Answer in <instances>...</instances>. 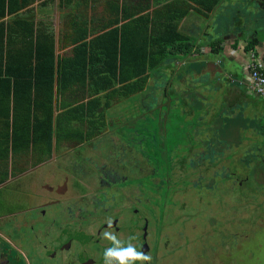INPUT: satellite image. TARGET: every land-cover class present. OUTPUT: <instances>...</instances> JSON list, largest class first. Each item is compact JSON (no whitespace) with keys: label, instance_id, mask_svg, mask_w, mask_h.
Segmentation results:
<instances>
[{"label":"rangeland","instance_id":"obj_1","mask_svg":"<svg viewBox=\"0 0 264 264\" xmlns=\"http://www.w3.org/2000/svg\"><path fill=\"white\" fill-rule=\"evenodd\" d=\"M220 10L222 11L214 15L210 24L196 14L198 16L193 31L196 34L204 31L208 23L210 29L208 28L206 34L214 39L216 34L220 35L216 26L224 22L227 32L232 33L240 23L239 17L235 25L233 20L235 12L239 14L243 12L247 16L245 20L248 23H252L254 19L259 21L256 14L260 12L254 0H228ZM253 15L254 17L250 19ZM189 37L197 42V36L189 35ZM183 57L181 55L179 59ZM198 69L199 72L194 73L191 68L189 69V63L181 66L180 74L186 83H190L185 93L183 86L177 82L170 91L163 93L165 87L163 81L166 84H173V77L169 78L159 70V82L149 84L142 92L121 100L122 102L114 105L110 112H106V116H109L113 124L111 130L123 131L124 128L116 122L132 121L131 129L128 130L126 127L124 132L128 134L127 137L134 135L136 141L131 145V152L127 151L126 156L122 158V163L126 162V166L122 165L124 169L122 175L128 177L125 184L130 178H138L135 172L140 174V169L130 164L134 160L138 162L141 155H147L142 158L148 166L147 176L142 181L147 192L138 186L133 192L148 196L149 205L157 204V209L153 213L150 212L149 205L144 211L148 212L145 213L149 226L152 227L156 237L160 231H163L161 236L166 239L161 251L156 252L155 258L161 253L158 264H220L219 257L223 255L222 245L227 243L231 250L229 258L242 255L243 264H253L252 260L264 257V174L251 177L250 173L254 168L251 165H244L242 157L245 155L250 157L255 152L264 154V133L261 137L244 136V128L249 129V122L253 118L246 112V105H240L239 95H237L238 100L233 101L235 100L233 95L241 91L237 83L232 80L230 82L227 76L220 74H215L213 77L206 71V66ZM189 96L194 98L191 99L192 107L184 108V103L190 100ZM158 104H160L159 108ZM154 105L156 109L152 110ZM161 105L165 107L162 108ZM161 113L164 114L165 119ZM156 114L162 116V122L159 123L157 118H153ZM237 114L239 117L246 116L244 123L240 120L236 125L219 123L222 116L238 118ZM263 114L262 111L260 115ZM255 118L252 128L261 127L264 122L260 121V124ZM134 128L141 132L135 134ZM257 133L260 135L261 131ZM109 137L110 135H106L103 140H109ZM112 141L113 143L104 142L100 154H92L91 161L85 160L83 149L78 150L79 154L76 155L78 161L74 163L76 165L79 162L78 169L84 172L83 179L95 181L97 171L103 162L106 163V167H116L112 152L120 143L115 139ZM198 153L202 156L199 157V164L215 165L211 168L193 167L190 161L195 160L193 156ZM162 163L168 173L158 176V171L163 169ZM256 169L259 168L256 166ZM223 170L226 175H230L228 180L220 177ZM18 174L19 171L10 170L8 175L9 178L15 179L25 175ZM26 176L28 174L21 179H28L29 177ZM4 177V173L0 171L1 186L8 181ZM94 191L97 192L98 189ZM28 196L29 191H27ZM119 202H122V199L118 198L115 203ZM33 220L36 227L29 229L28 224H25L20 217L17 227L22 231L20 233L27 236L43 234L45 222L34 218ZM130 232L131 229L128 233L123 231L124 235L127 234V238L132 237ZM234 234L237 236L232 237L235 236ZM242 243L245 244L243 249L237 245ZM25 244L26 247H31L28 241H25ZM246 245L248 247H245ZM226 263L227 261L221 262V264Z\"/></svg>","mask_w":264,"mask_h":264},{"label":"flooded vegetation","instance_id":"obj_2","mask_svg":"<svg viewBox=\"0 0 264 264\" xmlns=\"http://www.w3.org/2000/svg\"><path fill=\"white\" fill-rule=\"evenodd\" d=\"M154 1L74 0L72 3L63 1L62 4L65 6L63 8L71 9V15L73 13L78 25L87 32L88 36L84 42H88L110 29L121 28L131 19L151 16L155 8L162 4L157 2L156 6L152 4ZM151 6L156 7L148 10ZM246 69L249 72L248 65ZM85 79L86 82L77 85V89L76 87L68 89L65 98L72 103L76 99V106L98 100L96 110L103 112V116H96L94 118L96 122L93 125H90L92 116L88 117L80 113L79 116L70 117L66 127L77 130V135H71L70 138L67 136L53 138L49 156L44 155L41 161H38L40 155L31 153L28 162L23 159L24 162L13 166L19 171L18 175L28 174L26 176L29 177L28 179H21L25 176L22 175L16 179L14 177L7 179L8 181L2 186L0 182V264H104V250L113 245L111 241L103 238V232L109 230L115 233L117 239L126 246L129 238L123 231L128 233L129 229L135 237L132 243L138 251L150 255L152 253V264H158L161 259V253L157 258L155 256L156 252L159 253L165 245L163 243L166 239L161 236L163 231H160L156 237L152 227L149 226L148 212L144 211V208L149 205L148 196L133 192L137 186L147 192V188L144 189L142 185L148 168L142 158L147 155H141L138 162L133 161V156L130 166L139 168L140 174L135 172L138 178H130L125 184L128 177L122 175L124 171L122 165L126 166L125 161L122 163V158L126 156L127 151L131 152V145L136 139L134 135L127 137L128 134L124 131L126 127L128 130L131 129L132 121L116 122L124 128L123 131L117 132L111 130L113 124L109 116H106V112H110L114 105L142 92L146 85L138 93L127 96L128 91H132L131 85L108 86L105 83L99 93L98 86L89 82L88 76ZM152 79L151 84L159 82L158 73H154ZM159 106L160 104L157 105L158 108ZM153 107L152 110H155V105ZM144 112L146 113V109ZM157 120L159 123L162 122V116H159ZM133 130L137 135L141 132H138L136 128ZM106 135H110L109 140H103ZM113 139L120 143L119 147L116 146L115 151L112 152L116 167H106V163L103 162L97 171L95 181L83 179L84 172L78 169L79 162L76 165L74 163L78 161L76 156L79 154L78 150L83 149L85 153L83 157L91 161L92 154H100L102 144L107 141L113 143ZM166 152L168 154V151ZM120 154L122 155L119 156ZM199 157H202L200 153L193 156L195 160L190 161L193 167L211 168L215 165L199 164ZM161 168L163 169L158 171V176L168 173L163 163ZM68 170H70L69 173H67ZM225 173L223 170L220 177L228 180V175ZM131 184H133L132 190H130ZM95 185H97L96 188ZM94 189L98 191L95 192ZM27 191H29L28 197ZM118 198L122 199V202L115 203ZM149 206L152 213L157 209V204L152 203ZM20 217L25 224H28L29 229L36 227L33 218L44 221L45 232L40 236L31 235L34 237L20 233L22 231L17 228ZM109 220L112 221L111 229L108 226ZM94 233L99 236L97 237ZM234 235L232 237L237 236V234ZM25 241L31 243V247H26ZM227 244L222 245L223 255L219 257V263L227 261L226 264H243L242 255L229 258L231 250ZM237 245L243 249L245 244ZM251 262L264 264V257H258Z\"/></svg>","mask_w":264,"mask_h":264},{"label":"trees","instance_id":"obj_3","mask_svg":"<svg viewBox=\"0 0 264 264\" xmlns=\"http://www.w3.org/2000/svg\"><path fill=\"white\" fill-rule=\"evenodd\" d=\"M33 1L0 0V18L15 13ZM64 1L70 3L73 0ZM190 1L197 6L195 9L189 6L190 9L200 16H208L219 4V0ZM175 4L167 3L153 16L131 19L121 28L110 29L88 42H84L87 32L75 23L73 17V41L79 44L75 46L73 59L59 61L56 66L52 43H33L29 48V61L23 52L12 55L9 47L11 28L0 22V171L4 173V179L9 178L10 170L17 171L14 165L21 164L23 159L28 162L31 153L40 155L38 161L44 155L49 156L53 138L77 135V130L66 127L70 117L79 116L80 113L92 116L90 125H93L96 116H103V112H97L98 100H95L70 108L54 119V86L59 96L60 92L74 85L84 84L88 76V81L98 86V91L104 88L105 83L108 86L131 85L132 91H128V96L141 91L154 73L159 75L163 65L190 53L194 45L178 29V22L189 11L178 9V13L173 9ZM254 46L252 42L247 43L245 52L254 51ZM218 47L219 41L212 42L211 50L214 53L221 52ZM33 112H38L39 116L33 115ZM158 117V114L153 116ZM259 133L262 136L264 127L259 129ZM242 158L244 165L254 168L251 177L264 174L263 153L255 152L250 157L245 155Z\"/></svg>","mask_w":264,"mask_h":264},{"label":"crops","instance_id":"obj_4","mask_svg":"<svg viewBox=\"0 0 264 264\" xmlns=\"http://www.w3.org/2000/svg\"><path fill=\"white\" fill-rule=\"evenodd\" d=\"M63 1L64 0H35L28 6L21 7L15 13L0 18V22H4L11 28L9 47L12 55L17 56V54L23 52L25 59L29 61V48L33 43L42 42L48 44L52 43L55 66L59 61L63 62L68 59H73V51L76 46L73 41L75 36L71 31V19L73 18V13L71 15V9L63 8ZM227 1L228 0H219L220 6L218 4V6L209 14L208 17L200 16V18L202 20H205L206 22L209 21L208 23L210 24L213 18L216 16L215 14H217L218 11H222L220 9L224 4L227 3ZM254 1L256 3L257 10L260 12L259 14H256L258 15L259 21H256V19H254L252 20V23H248L245 20V17L247 16H245L243 12L241 14H239V12H235L233 17L235 25H237L240 17V23L239 25H237V29L232 33H228L223 22L222 24L216 26L220 31V35L216 34L214 39L211 38V35L208 36L206 34V31L210 29L208 23L205 25L204 31L198 32L197 34L193 31V27L196 22V16H198L195 12H193V10L190 9V7L194 9L197 8L196 4H194L193 1L155 0L154 3H152L156 6L158 5L157 2L159 4H162L160 7L151 6V8L148 9L152 10L156 7V10L153 11L151 16H153L154 12L161 11L164 6L167 5V3L176 2V4L173 5L175 6V8L173 9L176 11H178V9H188L189 13L178 22V29L183 35L187 37L188 41L192 42V44L194 45L191 49V52L186 57L180 59L177 58L171 62L166 63L159 69L162 73L167 74V77H173V84H166V82L163 81V85L165 86L163 93L170 91L171 88L175 87L177 83L183 86L184 93L187 91L186 87H190V83H186L182 74L180 75L179 71L182 65L189 63V69L191 68L194 73H196V71L199 72L198 68H203L206 66V71L210 72L213 77L215 74H220V76H227L230 82L232 80L237 83L238 86L241 87V91L239 94L233 95V99L235 98V100L231 99L230 102H232V100L237 101V95H239L240 105H246V112L253 119L256 117L255 120H257V122H264V114L260 115L262 111L264 112V96L259 95L252 88L249 80V72L246 69L247 65L251 61V54L255 55V58L259 64H264V0ZM70 3H72V1ZM251 9H253V7H251ZM178 13H180V11H178ZM253 17L254 15L251 16L250 19H252ZM201 19H198V21ZM75 23L78 24L77 22ZM189 35H192L193 37L197 36V42L193 38H190ZM214 41H219L220 47L218 48L221 49L220 53H214L211 50V44ZM249 42L255 44L254 51L245 52L244 48ZM196 44L197 47H195ZM32 63H34V60L32 61ZM175 77L176 79H174ZM151 82H153L152 77L147 80L146 86L151 84ZM76 86L77 85H74L71 89H74ZM75 89H77V87ZM67 90L68 89L60 92L61 94L57 96L54 86V96L52 102L54 119L58 114L62 112L65 113V111L77 105L75 104L76 99L72 103L65 98V93ZM189 98L190 100L187 103L190 106H188L187 103H184V108L192 107L191 103L193 102V100L191 99L194 98H192V96H189ZM10 107L12 111L13 108L12 106ZM161 107L164 108L165 106L161 105ZM32 114L39 116L38 112H33ZM161 115L164 117L163 113H161ZM237 115L238 118L231 116H222L219 123H224L228 126L236 125V123L238 124L240 121L241 123H244L243 120L246 118V116L243 115L242 117H239V114ZM253 119H251V121L249 122V129L244 128L245 131L243 132V134L245 137H249L252 135L261 137L257 132H259V129L264 127V124L262 125L260 122L261 127L257 126L255 128H252ZM219 130L220 129L218 127V132L221 135V130Z\"/></svg>","mask_w":264,"mask_h":264},{"label":"clouds","instance_id":"obj_5","mask_svg":"<svg viewBox=\"0 0 264 264\" xmlns=\"http://www.w3.org/2000/svg\"><path fill=\"white\" fill-rule=\"evenodd\" d=\"M109 229L112 228V221H108ZM103 238L111 241L112 247L106 248L103 253L104 264H152V257L142 251H138L132 241L134 236L129 237L128 243L125 246L117 239L115 233L105 230Z\"/></svg>","mask_w":264,"mask_h":264},{"label":"built area","instance_id":"obj_6","mask_svg":"<svg viewBox=\"0 0 264 264\" xmlns=\"http://www.w3.org/2000/svg\"><path fill=\"white\" fill-rule=\"evenodd\" d=\"M250 59L248 64L250 84L256 93L264 96V64H259L254 54H251Z\"/></svg>","mask_w":264,"mask_h":264}]
</instances>
